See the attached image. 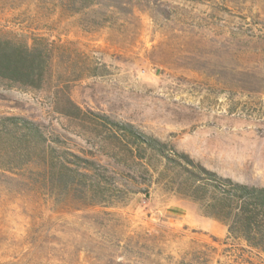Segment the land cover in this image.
Instances as JSON below:
<instances>
[{
	"label": "rangeland",
	"instance_id": "rangeland-1",
	"mask_svg": "<svg viewBox=\"0 0 264 264\" xmlns=\"http://www.w3.org/2000/svg\"><path fill=\"white\" fill-rule=\"evenodd\" d=\"M0 35L43 36L54 57L43 89L0 86V116L114 183L90 200L0 169V264H264L101 118L264 186V0H0Z\"/></svg>",
	"mask_w": 264,
	"mask_h": 264
},
{
	"label": "trees",
	"instance_id": "trees-1",
	"mask_svg": "<svg viewBox=\"0 0 264 264\" xmlns=\"http://www.w3.org/2000/svg\"><path fill=\"white\" fill-rule=\"evenodd\" d=\"M53 61V53L43 36L0 35V86L43 89L51 76ZM101 118L154 157L161 164L160 172L171 169V189L198 202L204 216L225 224L229 238L242 240L248 248L264 256V186L222 177L184 152L174 149L169 152L167 145L155 138L104 116ZM68 155L35 122L14 115L0 116V169L35 166L45 180L60 190L79 194L84 199L104 198L106 186L114 184L108 182L110 176L104 168L91 161H86L87 166L80 165Z\"/></svg>",
	"mask_w": 264,
	"mask_h": 264
}]
</instances>
